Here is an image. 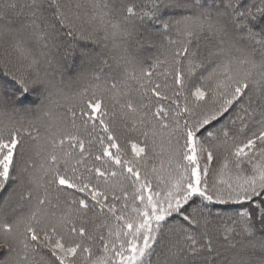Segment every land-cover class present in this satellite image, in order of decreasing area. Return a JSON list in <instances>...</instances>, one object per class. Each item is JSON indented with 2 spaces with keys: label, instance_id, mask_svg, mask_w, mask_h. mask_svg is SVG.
Listing matches in <instances>:
<instances>
[{
  "label": "snow or ice",
  "instance_id": "snow-or-ice-1",
  "mask_svg": "<svg viewBox=\"0 0 264 264\" xmlns=\"http://www.w3.org/2000/svg\"><path fill=\"white\" fill-rule=\"evenodd\" d=\"M0 264H264V0H0Z\"/></svg>",
  "mask_w": 264,
  "mask_h": 264
}]
</instances>
